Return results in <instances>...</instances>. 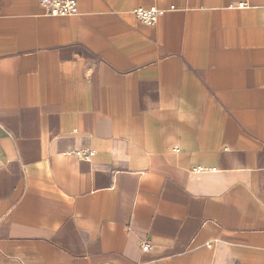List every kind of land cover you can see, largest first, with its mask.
<instances>
[{
	"label": "crops",
	"instance_id": "0c3cea01",
	"mask_svg": "<svg viewBox=\"0 0 264 264\" xmlns=\"http://www.w3.org/2000/svg\"><path fill=\"white\" fill-rule=\"evenodd\" d=\"M77 1L0 0V264H264V0Z\"/></svg>",
	"mask_w": 264,
	"mask_h": 264
},
{
	"label": "built area",
	"instance_id": "2783aa9c",
	"mask_svg": "<svg viewBox=\"0 0 264 264\" xmlns=\"http://www.w3.org/2000/svg\"><path fill=\"white\" fill-rule=\"evenodd\" d=\"M40 5L48 15L54 17H73L79 13L77 0H40ZM134 13L141 23L146 26H154L158 23L159 19L164 16L165 11L155 7L149 10L142 8L137 9ZM94 155L95 153L93 151H82L77 153V157L80 160L87 162H90ZM150 249V244H143L144 251H149Z\"/></svg>",
	"mask_w": 264,
	"mask_h": 264
}]
</instances>
